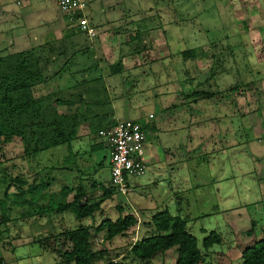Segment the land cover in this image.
<instances>
[{"label":"rangeland","instance_id":"obj_1","mask_svg":"<svg viewBox=\"0 0 264 264\" xmlns=\"http://www.w3.org/2000/svg\"><path fill=\"white\" fill-rule=\"evenodd\" d=\"M84 1L88 19L98 36L103 32L112 33L118 37L119 44L123 36V43H129L128 49L134 58L131 70L124 71L123 65L116 64L118 72L109 77L104 73L97 79L94 86L102 94L98 101L103 105L93 104L91 108L94 117L90 121V134L97 137L98 129L110 123L103 116L115 111L122 119H134L148 126V142L163 151L160 162L155 163L148 157L151 166L144 177L135 180L140 184L132 185L133 189L126 195L115 191L102 204V212L94 217L95 224L99 225L105 219L114 221L120 216L135 214L138 224L112 242L105 240L104 232L97 235L91 230L92 249L96 252L105 249L109 253L104 260L118 262L116 256H125L136 239L152 234L146 226L150 217L167 210L188 218V230L199 239L200 245L207 235L202 234L203 230L216 231L223 237L222 245L212 247L210 256L202 264L241 262L240 250L264 238V0ZM24 3L25 0H0L1 7H7L8 13L14 14L12 20L0 19V74L3 71L15 74L21 60L36 63V57H25L37 46L33 35L44 20L49 28L59 17L63 21L60 41L72 30L76 36L74 41L88 46L87 62L95 64L93 48L100 43L85 41L53 0ZM7 25L12 26L10 38L16 32L26 37L22 45L26 49L24 53H15L14 45L4 43ZM58 44L62 43L51 44L53 49L47 53L50 60L57 56L58 64L50 62L51 65L43 68L46 72L51 66L53 76L49 82L54 94L47 95L49 87L45 84L31 88L32 96L42 99L43 104L51 96L47 102L49 107L36 118L16 119L5 112L0 117V122L6 123L10 131L22 134H7L0 139V166L11 177H21L29 183L34 178H43L50 184L46 192L53 194L55 202L63 201L60 196L63 187L81 184L79 178L84 180V177L80 171L83 172L85 164L76 149L69 151L66 145L47 148L55 128L53 124L61 120V114L78 113L76 109L72 112L70 106L53 103L58 98L66 100L63 91L66 85L56 77L65 76L71 70L66 63L59 64L58 58L74 50V47L68 48V54L61 55L57 53ZM187 50H192L193 57H183ZM195 91L211 93L213 97H190ZM9 96L15 100L21 93L11 92ZM97 114L103 119L97 120ZM102 150L101 147L96 153ZM96 153L92 157L97 166L99 154ZM66 155L69 160H65ZM62 165L72 170L54 169ZM107 167L105 161L99 175L104 177L108 188ZM178 183H181L180 189ZM6 185L0 177V198ZM170 187L176 188V192L171 193ZM10 192L13 194L15 188L11 187ZM102 196L103 192L97 195ZM66 200L71 202L72 195ZM120 206L123 213L118 210ZM21 210L15 207L7 224L2 222L0 214V257L4 263L6 260L9 264L15 256L25 257L24 264L58 263L52 253L29 243L28 239L64 227L75 229L80 222L64 214L15 221ZM170 252L153 264H175V251ZM223 254L232 257L226 259Z\"/></svg>","mask_w":264,"mask_h":264},{"label":"trees","instance_id":"obj_2","mask_svg":"<svg viewBox=\"0 0 264 264\" xmlns=\"http://www.w3.org/2000/svg\"><path fill=\"white\" fill-rule=\"evenodd\" d=\"M182 55L183 57L186 56L191 58L193 57V52L192 50H187ZM35 61L36 63H30L29 61L21 60L15 74L8 71H3V73L0 74V97L3 94L0 98V102L2 103H0V117L3 112H5L9 117H16V119L33 116L36 118V116L43 113L49 107L47 102L49 103L51 96L46 97V101L43 104L42 99H35L31 93V88L33 86L44 84L45 82L44 75L46 72L43 69L45 65H41L39 60ZM17 91L21 93V96L13 100L9 94L11 92H15L16 94ZM230 91L232 92L231 89ZM190 97H202V99H204L212 98L213 95L207 92L199 93L195 91ZM187 98H189V96H187ZM78 101L84 100L80 97ZM53 103L54 105H65L69 107L73 102L58 98L54 100ZM60 118V121L53 124L55 128L52 129L47 148L66 145L70 151L71 141L74 135L73 128L76 127L75 124L78 116L68 113L61 114ZM140 125L144 131L148 129V126ZM47 127H49V125H47ZM6 131H8V133H6ZM7 134L22 135L20 131H10L6 123L2 121L0 122V139L7 136ZM66 159L69 160L67 155L65 160ZM54 169L58 171L72 170V168L67 169L63 165L62 167ZM0 177L7 183L2 194L3 197L0 198L2 222L7 224L11 221V211L15 207L22 209L18 215V219L15 221L21 219L30 221V219L45 215L64 214L71 215L76 221L80 222L78 228H62L59 231L51 230L50 233L38 235V238H36L34 243L40 248L44 250L52 249L58 254L60 258L59 264H121L122 261H124L123 264H153L157 259L162 260L164 254L170 250L175 251V264H202L210 256L211 248L214 246L219 247L223 243V237L220 236V233L216 231L209 232L207 230L206 232L203 230L202 234L207 235L202 239L200 245L199 239L188 230L190 221L187 217L182 216L181 213L173 215L171 212L163 210L153 214L146 224L148 229L152 230L151 235L136 239V241L129 246L125 256L122 258L116 256L118 259L117 263H115L113 259L104 260L109 252H106L105 249L103 252H96L92 249L90 243L92 238L91 230L97 235L104 232L106 236L105 240L112 242L118 238L124 237L130 228L138 224L139 220L138 216L135 214H127L118 217L114 221L105 219L102 220L99 225L95 224V214L97 212H102V204L109 200L117 189L112 186L108 188L102 186L103 196L101 200L92 203L91 200L86 197L81 184L73 185L72 187L65 186L60 191V196L63 201L55 202L53 200V194L46 192L49 190L50 184L46 183L43 178H34L33 181L29 183L21 177H11L1 166ZM133 184L134 183L130 185L131 189ZM11 187L15 188L13 194L10 192ZM70 195H72V200L71 202H67L66 199ZM118 210L120 213H123V206H120ZM83 221H89L90 224L82 225L81 223ZM53 222L55 223V220ZM56 228L55 226L54 229ZM226 251L227 250H225V252ZM230 257L232 256H225L223 254V258L229 259ZM125 259H128L129 262ZM0 264H4V260L1 257ZM237 264H264V238L256 240L254 243L241 250V262Z\"/></svg>","mask_w":264,"mask_h":264},{"label":"crops","instance_id":"obj_3","mask_svg":"<svg viewBox=\"0 0 264 264\" xmlns=\"http://www.w3.org/2000/svg\"><path fill=\"white\" fill-rule=\"evenodd\" d=\"M53 1H54V4L56 5V8L58 9L57 0H53ZM24 4H29V0H25ZM0 10L2 11V12L0 11L1 12L0 19L3 20V18L5 17L6 18V20L4 19L5 22L8 19L12 20L14 18L13 13H11V12L8 13L7 7L3 8L0 5ZM58 11H59V9H58ZM5 22L3 21V24ZM1 23H2V21H1ZM45 24H46V20H44L43 23H41L40 29L33 35L34 41L37 42V46L35 47L33 52H28L25 55V57H36L34 60H39L41 62V65H45V66L48 64L51 65L52 62H54V63L57 62V56L56 55H55L56 57H54V56L51 57L52 60H50V55H48V54H50V51L53 49V47H50L51 44H54L57 42L62 43V44H58V46H57L58 47L57 53H60L61 55L68 54V48L74 47V50L73 51L71 50L72 51L71 54H68V56H66V57L60 56L58 58L61 60L59 62V64L62 63V65H64V63H66L67 67L68 66L71 67V70L66 71L65 76L62 75V76L56 77V78H58L57 79L58 82L63 81V83H64L63 86L66 85L64 87L63 91L66 95V100H70L73 102L69 105L70 108L72 107V109H71L72 112L75 109L78 110V113H77L78 118H77V122L75 124L76 127L73 128L74 135H73V139L71 141V149H76L77 155L81 156L82 161L83 160L85 161V164L82 166V167H84V170H83V172L80 171V174L84 177V180L81 178H79V180H81V185H82V188L85 192L86 197L89 198L92 203H95V202H98L101 200V197H97V195H98V193L102 192L101 187L105 186V183H106V181L104 180V177L99 175L100 170H103V168H104L105 161L107 162V166H108L107 167L108 168V176H109L108 184L110 185L108 150H107L106 145L104 144L103 140L98 137V132L100 130H104V129L110 127L112 124L113 118H118L121 120H126V119H122L118 113L116 114L115 111H113L109 115L103 116V117H107L109 119V121H110L109 125L106 128L101 127L100 129H98L97 134H96L97 137L90 134V121L93 120V117H94L93 112L91 111L92 110L91 108L93 107V104H96L98 106L103 105L102 103H100V101H98L102 94H100L99 92L96 91V87L94 85L97 82V79L99 77L104 76L102 74L105 73V75H107L109 77L113 72H115V73L118 72V69L116 68V64H120V66L123 65L122 69L124 71L126 69L131 70V67H134V66H132L134 64V58L130 55V52L128 49L129 43L128 42L123 43V40H122L124 38L123 36H121L122 39L120 38L121 42H122L121 44H119L117 42L118 37L112 33L103 32L101 34V37H99L97 34V29L95 28L94 24H92V27L94 28V30L96 32V36L93 40L94 41L97 40L100 44H99V47L93 48V52H95V55H94L95 64L88 63L87 60L85 59V57L88 54L87 51L89 50L88 46H84V43L82 44V43L75 42L74 37H76V36L73 35L74 32H72V30H70L69 33L67 32L68 36H65V40L63 42L60 41V40H62V38H60V37L63 35L62 33H60L62 30V27H63V21H62L61 17L58 18V21L54 25L50 26L52 28H50V27L48 28L46 26L47 24L46 25ZM7 27H6L7 33L3 36L4 37V39H3L4 43L6 42L8 44L14 45L15 49H13L12 51H15V53H18V52L24 53V51H26V49H23L22 45L24 44V41H27L26 37L24 35H22L21 33L16 32V34L12 38H10L8 34L10 32H12V30H10V28L12 26L7 25ZM80 34H82V37L85 39V41H88L91 44H93V40L92 41L88 40L86 38V36L81 32H80ZM110 35H112V36H110ZM3 37H1V38H3ZM128 39L130 40L131 38L127 37V40ZM98 42H95V45H97ZM60 45H62V46L60 47ZM38 50L40 52H38ZM36 51L38 53H36ZM96 51H97V53H96ZM122 51L124 52V55L121 53ZM57 64H58V62H57ZM136 65H138V64H136ZM106 67L110 68V70L108 71L106 69ZM50 68H51V66H49L48 71H46V73L44 75V77H45L44 84L48 85L46 87H49L48 90L46 89L47 95H53L54 94V91L50 90V87H51L50 83L51 82H49V81H50V78L53 76L51 74ZM47 82H49V83H47ZM43 86L44 85H42V87ZM81 89L83 90V92ZM63 91H61V93ZM80 97H82V99L84 101H78V99ZM100 109H103V108L100 107ZM98 114H97V120L103 119ZM129 120H131V119H129ZM132 120H134V119H132ZM146 134H147L146 135L147 137H146L145 153H146V157H147L148 162H149L148 167H150L151 161H153L155 163L160 162L161 158H163L162 154H161V152H163V151L161 150V148H159V146H154L155 144L152 143L151 141L148 142V129H146ZM153 136H155V135L153 134ZM101 147L103 148V150L100 152L98 151L96 153V150H98V149L101 150ZM104 150L107 152V156H106ZM94 153L99 154L96 157V159H97L96 161L99 162L97 164V166H96V162H94V159L92 157V155ZM82 156H86V157H82ZM148 157H150L151 161L149 160ZM165 157L166 156L164 155V158ZM148 167H147V169H148ZM145 174L143 175V177L145 176ZM86 179H88V181H86V184H82V181H85ZM133 183H134L133 185H135V184H140L141 182L137 183L136 181H134ZM177 187L178 188L181 187V183H178ZM173 189H174V191H172ZM175 189L176 188L170 187V192L175 193L176 192ZM135 190L138 191L137 188ZM177 192H179V190ZM92 196H93V199H92ZM58 220L62 222L61 218H59ZM64 228H67V227H64ZM28 241L31 244H35L34 242L36 241V238H34L32 240L28 239ZM18 248H20V247H18ZM46 251L52 253L53 256L57 259L58 263H55V261H54L52 264H59L60 261H59L58 254L55 251H53L52 249L46 250ZM169 253H171V252L167 251L164 254V256L166 254H169ZM164 256H163V258H164ZM122 257L123 256H120V258H122ZM24 260H25V257L15 256V259H12V262H10L9 264H24ZM114 262L117 263V260H114ZM4 264H7L6 260H5Z\"/></svg>","mask_w":264,"mask_h":264},{"label":"built area","instance_id":"obj_4","mask_svg":"<svg viewBox=\"0 0 264 264\" xmlns=\"http://www.w3.org/2000/svg\"><path fill=\"white\" fill-rule=\"evenodd\" d=\"M57 6L88 40L95 38L96 32L88 19L84 0H57ZM112 121L109 128L98 132V137L108 150L110 186L126 195L131 190L130 185L141 178L148 167L146 130L135 120L113 118Z\"/></svg>","mask_w":264,"mask_h":264}]
</instances>
